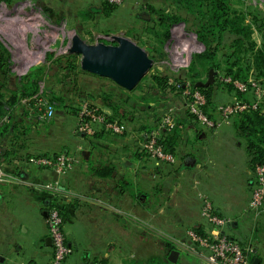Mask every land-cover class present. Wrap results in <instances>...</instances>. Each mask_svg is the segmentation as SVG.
I'll return each mask as SVG.
<instances>
[{"label": "rangeland", "instance_id": "374dc122", "mask_svg": "<svg viewBox=\"0 0 264 264\" xmlns=\"http://www.w3.org/2000/svg\"><path fill=\"white\" fill-rule=\"evenodd\" d=\"M232 2H235L236 6L242 8L249 15V18L252 16L264 24V0H232ZM135 4H138L136 9L133 8ZM152 8L153 10L176 11L175 7L167 0H122V3L119 5L111 4L106 0H0V39L6 43H8V40H12L13 45H8V48H6L10 52L9 62L11 68L16 73H21L24 76L25 73L33 72L35 65H41L49 53L55 56L70 54L69 48L72 46L73 35H77L87 45L98 42L116 44V38L118 36L127 37L142 47L152 60L149 71L135 87L136 89L140 86L138 90L126 91L123 89L125 92H128L122 93L124 94L126 103L130 102L131 104H135L137 102V96L143 90L142 87H145L148 81V77L155 72L168 74L169 81L172 83L175 82V84L178 83L181 87L183 85L190 87L191 81L189 75L192 73V58L195 54L203 50V46L197 41L195 34L185 27L184 23L179 22L170 27L169 37L163 41V51L161 52L165 55L160 57L157 53H151V46L154 45L156 39L153 34L161 32L154 24L156 16L150 10ZM56 12L61 13L55 14ZM29 25L39 26V30H29ZM30 38L33 41V45L26 43L25 39L29 40ZM258 38L259 36L256 34L255 39ZM149 55L155 58L152 59ZM77 57L80 66L79 55ZM32 58L35 61L30 62ZM44 70L48 72V75L53 76V78L51 76L49 84L53 83L54 91L64 96L68 106L62 108V106L54 104L55 111L52 118L47 121H39V128L56 130L61 127L59 125L61 121L65 120V123H70V121L73 122L76 120L77 101L90 100V96L102 100L106 96L112 95V93L120 94V91L116 89L117 85L111 80L95 77L81 69V73H78L76 76L68 75L65 78L61 76L62 72L59 71L55 64H52L50 70L42 69L41 73ZM196 72L200 76L198 82L207 79L208 72L201 65H196ZM57 79L63 80V85ZM45 86L44 83H40L39 89L35 94L37 93L50 100ZM248 97L251 96L248 95ZM226 98L224 97L223 91L219 90L217 93L216 107L212 111L214 115L217 113L219 106L228 102ZM184 102L185 98L182 93L179 95L173 92L166 98H157V101H153L151 103L152 107L156 108L160 106V109L157 108L149 111V113L157 112L162 117L167 108L172 107L174 109V116L177 118L176 116L179 115L177 110H180V107L183 110ZM163 103L165 104L164 106L161 105ZM129 108H131V105ZM146 114L147 111H135L134 116L144 123L146 118L143 117ZM130 123L124 122V124ZM138 124L137 122L134 126L129 125V128H138ZM169 131L171 130L161 128L160 136L163 134L166 135ZM101 132L106 135V139L111 140L118 141L124 136V134L118 135L106 131ZM140 134V132L136 134L138 136L137 142L139 140L141 141ZM27 136L34 138V140L40 139L41 137L40 134L37 135L30 132V130ZM218 140L214 139L211 143L208 142L206 144L207 149L203 148L200 152L196 151L190 154L194 159V163L198 161V166L188 165L186 172L180 177L181 181L179 182L182 184L183 195L188 199L190 205H188L190 210L188 211L195 216L192 222L196 223L199 220L197 212L198 193L205 194L210 200H212L211 196L214 197L219 204H227L231 199H233L231 202L235 201L236 203V199H238L239 202H243L242 211L245 212V216L237 218V227H233L232 225L228 226L229 235L234 237L238 243L246 247L251 246L253 250H260L264 255V213L260 217L254 218L252 213L246 209L251 192V184H248V181H251L252 178L254 179V174L245 173L243 175L242 173H238L239 169L243 166L245 144L243 141L239 142V140L232 144L226 139V141ZM138 144L134 142L131 149L139 147ZM32 145L31 143V147L33 148L34 145ZM82 147L84 148V146ZM55 148L56 152H60L63 146L60 144ZM175 154L179 156L177 152ZM209 155L213 157V162L211 163L208 157ZM118 160L115 161L117 162L115 164L122 170L124 169L125 162H128L129 159L119 157ZM1 162L3 170L8 172L7 170L10 165H7L2 158ZM184 165L182 160L179 163L176 161L174 164H167L155 162L143 155L132 160L130 164L128 163L129 169L126 170L128 176H131L130 178L137 182L138 188L144 191L142 196L144 198L146 181L156 186L161 185L162 187L164 185L169 187V184L175 181V178H170L169 173L177 167L183 169ZM225 170L233 171V173L224 172ZM2 184L10 183L0 182V186ZM185 190L188 192H185ZM162 197L163 195H160L158 201H163ZM215 205L217 207V203ZM43 207L45 208V205ZM0 209L6 210L8 215L12 214L14 218H17L13 231L18 241L25 245L22 253L17 254L14 252L11 254L7 248L10 234L7 232L6 227H4L8 220L6 219L7 216H3V218L0 217V237H5L6 243L3 251L12 259L13 264H16L14 263L15 260L18 261L17 264L21 261L27 263L33 254L32 245L35 238L33 230L35 231V228L41 227L42 225L36 202L30 200L26 195L14 193L8 200L0 201ZM157 216L156 214L155 219ZM159 221H162L160 224L161 227L168 223V228H171L172 223L170 221L166 223H164L165 220ZM182 222H184L182 223L184 227L192 226L191 223L188 224V222L183 220ZM81 236L79 237L81 238ZM175 247L174 250L179 251L178 247ZM180 252H182L181 260L183 264H200L199 259L187 255V252L181 250Z\"/></svg>", "mask_w": 264, "mask_h": 264}, {"label": "crops", "instance_id": "0c3cea01", "mask_svg": "<svg viewBox=\"0 0 264 264\" xmlns=\"http://www.w3.org/2000/svg\"><path fill=\"white\" fill-rule=\"evenodd\" d=\"M137 7L138 4L133 5L134 9ZM60 13L61 12H56L55 14ZM38 27L39 26L29 25L28 29L37 31L39 30ZM256 34L259 36L258 39H255ZM252 37L257 45L261 43V35L256 30H254ZM25 40L29 45H33L31 38L29 39L30 41L28 39ZM7 42L8 43L0 39V44L4 48H8V45H13L12 40H8ZM6 50L8 54H10L9 50ZM54 57L56 56L53 55V58ZM52 59L46 61L45 57L41 65H35L33 72L43 67V65L46 66L42 69H48ZM33 60L32 58L30 62ZM45 72L44 70L43 74ZM9 74L12 77H22L21 73H16L12 68H10ZM43 74L41 75L44 76ZM37 76H30L29 78L31 81H34ZM40 83L42 82L38 81L39 85ZM220 90L223 91L224 97H227L226 99L228 102L235 97L233 92L224 88ZM27 101L28 99L25 97L20 99L19 103L27 107L29 105ZM89 101L96 103L108 116L112 115L111 109L108 108L102 100L94 98ZM27 109L30 110L29 107H27ZM181 109L180 107V110H177L179 115L177 114V119L175 118V121L179 123V135L174 139L176 142L174 148L175 153L177 152L179 154V156L175 155L176 161L179 163L182 160L185 165L183 169L177 167L169 173L170 178H175V181L169 184V187L164 185L162 187L161 185L156 186L146 181V193L144 198H142L144 193L137 195L139 190L138 184L130 178L131 176H128L126 170L129 169L128 163L130 164L132 160L136 159L134 156L136 148L131 149V146H133L135 142L139 143L138 145L141 148L142 144L139 141L137 142V130L135 127H132L134 126L133 123L124 124L123 121H120L125 125V132L123 133V138H120L118 141L106 139V135H104V137H96L93 136L94 134H77L74 132L76 120L73 122L70 121V123H65V120L61 121L62 123L60 122L59 124L61 127L59 126L60 128L56 130L39 128V124L35 126L32 123L29 127L30 132L37 135L40 134V139L34 140V138L30 136L22 137L23 139L20 142L23 146L19 152L22 159L19 158L18 161H14V165L20 167V171H15V169L7 170L9 173L16 175L18 180L0 186V201H6L14 193H19L28 196L30 200L36 202L42 225L41 227L35 228V231L33 230L35 236L32 245L33 254L30 256L27 263L46 264L51 257L52 248L46 241L49 236L45 219V213L47 212L46 206L48 198L49 200L51 199V195L48 191L38 188L37 185L48 183L55 180L57 177L49 169L38 168L35 165L29 164L25 158L30 155L56 153L55 147L60 144L63 146L60 152L75 153L79 156V161L72 169L59 178L60 183L63 189L84 196V198L76 201L74 200L72 203H66L63 200L60 202L64 219V233L70 248L69 255L66 258V264H87L93 260H101L103 264H150V261L153 259L163 262L166 259L168 260V255L170 253L167 245L172 244L175 247L172 239L185 238L188 229L195 230V228L199 227L200 230L203 231L204 223L199 213L201 203L199 199L200 193L197 194V212L199 220L195 223L192 222L195 216L189 212V202L183 195L182 184L179 182L181 181L180 177L186 172L188 165L198 166V161L194 163V159L190 154L196 151L200 152L203 148L207 149L206 144L208 142L211 143L214 139H219L221 141L227 140L231 144L236 143L238 140L239 142L243 140L236 136L231 121L222 123L214 129H205L196 124L193 119L185 117L184 107L183 110ZM214 116L216 117L217 113ZM15 121L18 123L21 122L19 118H16ZM24 122H26L25 125L28 123L27 120H24ZM129 125H132L131 129ZM90 140L92 143H90ZM31 143L34 145L33 148L31 147ZM82 146H84V148ZM85 152L88 153L85 154ZM185 153H187V155H185ZM119 157L128 158L129 160L125 162L123 166L124 169L122 170L116 166L113 175L110 177L97 176L89 169L90 164H115L117 163L115 161L118 160ZM208 157L210 163L213 162V157L211 155ZM186 158L191 164H186L184 162ZM224 172L233 173V171L228 170ZM238 173H242L243 175L245 173H250L247 168L246 152L244 154L243 166L239 169ZM248 184H251L252 187V180L248 181ZM251 187L250 190L252 189ZM186 191L187 190H185V192ZM160 195H163V201H158ZM211 199L212 200H209L212 202L216 212L221 216L231 218L233 220L232 226L237 227V218L245 216V212L242 211L243 202H239L238 199H236L235 203V201L231 202L233 201V199H231L227 204H219L214 197L211 196ZM249 199L246 207L248 206ZM214 202L217 203L218 208ZM44 205L45 208L43 207ZM156 214L158 216L155 219ZM182 215L185 218L181 217ZM3 216H7L6 219L8 222H6V226L4 225V227H6L8 230L7 232L10 234L7 248L10 250L11 254L14 252L20 254L24 251L25 245L18 241L13 231L17 218H14L12 214L8 215L6 210L0 209V217L3 218ZM159 220H165L164 223L170 221L172 223L171 228H168V223L161 227L160 224L162 221ZM182 220L188 222V224L191 223L192 226L184 227L182 225V223H184ZM226 230H229L228 227ZM79 236H81V238ZM5 246V237H0V264H13L12 259L3 251ZM178 252L179 255L176 262L171 263L183 264L181 260L182 252ZM184 255L187 256L186 254ZM263 262L264 259L259 258L258 264H263ZM14 263L17 264L18 261L15 260ZM22 263L23 261L19 264ZM27 263L25 262L23 264Z\"/></svg>", "mask_w": 264, "mask_h": 264}, {"label": "trees", "instance_id": "16d2710c", "mask_svg": "<svg viewBox=\"0 0 264 264\" xmlns=\"http://www.w3.org/2000/svg\"><path fill=\"white\" fill-rule=\"evenodd\" d=\"M167 1L175 7L176 11L169 12L150 9L156 16L154 24L161 31L160 33L153 34L156 39L154 45L151 46V53H157L160 57H163L165 55L161 52L163 51V41L168 39L170 27L175 23L182 22L185 27L195 34L197 41L203 46V50L192 58V73L189 77L191 81L190 88L201 91L206 98L203 109L208 117L213 120L217 119L218 110L216 117L212 111L216 107L217 93L222 88L235 92L234 96L238 99H250L251 97H248V95L237 91L231 83L221 82L219 77L229 76L232 79L246 81L251 72L255 73L258 77L264 76L263 22L252 16L249 18V15L242 8L236 6L232 0ZM254 30L261 35V43L259 45L256 44L252 37ZM150 57L152 59L155 58L154 56ZM52 58L53 55L49 53L46 56V61ZM77 58V55L74 53L56 56L51 60L47 70H50L52 64H55L59 71L62 72L61 76L63 78L68 75L76 76L78 73H81ZM9 59L8 51L0 44V160L2 158L7 165H10L8 170L15 169V171H20V167L13 163L22 157L19 155L20 149L23 146L20 141L23 139V136L28 135L30 125L33 123L37 126L39 122L38 116L40 110L37 109L35 100L32 98L38 95L34 94L39 87L38 81L46 85V92L50 97V100H47L53 107L54 104H57L65 108L68 104L63 95H59V92L54 91L53 83L49 84L52 75H48L47 71L43 74L41 73L42 68H38L36 71L22 77H12L9 74L11 68ZM196 65H201L206 72L210 69L216 72L213 83L205 87L197 85L200 76L196 72ZM193 71L195 72L193 73ZM30 76H37V78L31 81ZM58 82L63 85V80H58ZM139 87L135 90H138ZM116 89L120 91V94L112 93V95L102 99L103 103L112 111V115L109 118L131 122L134 125L138 122L136 130L137 134L141 133V141L139 140L141 143L145 139L146 134L157 126V122L161 117L157 112L149 113V111L160 107H152L151 103L157 101V98H166L173 92L179 95L182 93L180 84L170 82L168 74L163 72H155L148 77L145 87H142L143 90H139L141 94L137 96L135 104L126 103L124 94L122 93L128 92H125L118 86H116ZM25 97L28 99L27 103L29 105L27 107L30 110L27 109L26 105L19 103L20 99ZM89 99H94V97L90 96ZM130 105L131 108H129ZM161 105L164 106L165 104ZM135 111H147L146 116L143 117L146 118L144 123L134 116ZM184 114L185 117L192 119V116L186 110H184ZM16 118H19L21 122L15 121ZM24 120L28 121L26 125ZM231 122L236 136L244 141L248 170L250 173H253L256 165L264 164V112L259 110L240 112L231 118ZM178 129V127L173 128L166 135L159 136L158 140L164 150L174 155H176L174 148L176 142L174 139L179 135ZM93 136L104 137V133L99 131ZM90 143H92L91 140ZM56 153H43L39 154V156H50ZM143 155L145 156L141 148L137 147L134 156L138 158V156L142 157ZM30 156H26L25 160L27 161ZM89 169L97 176L110 177L113 175L116 165L113 163H103L102 165L90 164ZM254 180L255 178H252V186ZM142 193L144 191L139 189L137 195H141ZM50 201L51 199L49 200L48 198L47 209L50 206ZM195 230L202 233L199 227L195 228ZM239 245L243 249L246 248L241 243ZM167 246L169 251L175 248L172 244H168ZM254 257L264 259V255L260 250H253V252L248 253V258L251 262ZM99 262L103 264L101 260ZM150 264L173 263L167 259L163 262L153 259L150 261Z\"/></svg>", "mask_w": 264, "mask_h": 264}, {"label": "built area", "instance_id": "2783aa9c", "mask_svg": "<svg viewBox=\"0 0 264 264\" xmlns=\"http://www.w3.org/2000/svg\"><path fill=\"white\" fill-rule=\"evenodd\" d=\"M106 1L115 5L122 3V0ZM219 79L223 83H231L237 91L250 95L251 98L245 100L233 97L230 102L218 107V118L213 120L204 112L203 107L206 103L204 94L197 89L192 90L183 85L184 109L192 116L196 124L205 129H214L222 123L230 122L237 113L252 110L264 112V76L258 77L251 72L246 81L232 79L229 76H221ZM32 98L35 100V106L40 110L38 119L41 121L51 119L54 114L53 105L41 95H35ZM77 104L75 133L93 135L97 131H106L122 135L125 132V125L118 120L110 119L96 103L82 100ZM173 111L172 107L167 108L157 127L146 134L141 144V151L145 157L155 162L176 163L175 155L164 150L158 141L161 128L172 130L178 127ZM78 161V155L66 152H58L50 156L32 155L27 160L29 164L38 168L51 170L57 177L53 181L37 185L38 188L48 191L51 195L45 219L48 236L51 239L52 254L46 264H66V258L70 252L64 233V219L60 202L63 200L66 203H72L84 196L63 189L59 178L71 170ZM253 174L255 180L247 210L252 213L254 218H257L264 213V164L256 165ZM16 180H18L16 175L3 170L0 160V182H15ZM199 199L201 201L199 213L204 223V230L199 233L188 229L185 238L172 239L179 251L187 252V255L199 259L200 264H252L248 253L253 252V247L247 246L243 249L226 230L228 226L232 225V219L218 214L212 202L205 195L199 194ZM87 264L101 263L96 260Z\"/></svg>", "mask_w": 264, "mask_h": 264}, {"label": "water", "instance_id": "95a60500", "mask_svg": "<svg viewBox=\"0 0 264 264\" xmlns=\"http://www.w3.org/2000/svg\"><path fill=\"white\" fill-rule=\"evenodd\" d=\"M71 53L79 55V63L82 71L111 80L118 87L132 91L142 80L151 67L152 60L142 47L124 36L116 38V44L102 42L84 44L77 35L72 36ZM216 72L208 71L205 81L197 82L198 86H208L213 83ZM88 152H85V154ZM186 158L184 162L191 164ZM46 216V213H45ZM46 241L51 245L50 237ZM179 252L171 250L168 255L170 262H176ZM259 258H254L252 264H258Z\"/></svg>", "mask_w": 264, "mask_h": 264}]
</instances>
